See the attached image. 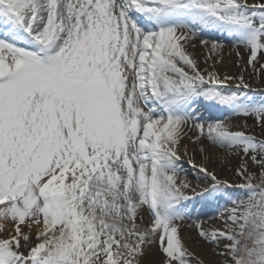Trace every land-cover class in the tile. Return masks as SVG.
I'll use <instances>...</instances> for the list:
<instances>
[{"label":"snow or ice","instance_id":"1","mask_svg":"<svg viewBox=\"0 0 264 264\" xmlns=\"http://www.w3.org/2000/svg\"><path fill=\"white\" fill-rule=\"evenodd\" d=\"M226 43L235 76L215 67ZM249 68L264 82V0H0V264H203L183 232L198 205L222 222L189 225L211 264H264ZM218 153L238 159V182Z\"/></svg>","mask_w":264,"mask_h":264},{"label":"bare ground","instance_id":"2","mask_svg":"<svg viewBox=\"0 0 264 264\" xmlns=\"http://www.w3.org/2000/svg\"><path fill=\"white\" fill-rule=\"evenodd\" d=\"M203 37H202L203 39H207V40L213 39L212 35H205ZM195 44H196V47L195 48H189V51L194 53V55L200 61L199 67L201 69H204L205 67H207L203 63V61L205 59L206 50L200 46L199 39H197L195 41ZM241 52L244 55V60H245L247 57V54L244 53L243 49H241ZM221 57L223 59V64H216L215 65L216 70L219 73H221V75L227 74V75L235 76V75H238L241 73L242 69L237 65L238 57L236 56V51L231 44L226 43L224 46L223 52L219 56H217L216 58L219 59ZM250 72H251V70L248 69V71L244 72L243 74H244L245 78L247 80H249V82L252 84V86L264 84V82H258L255 78L250 77L249 76ZM216 112L217 111L215 109H209L207 111L208 114L207 115L205 114V117L206 118H209V117L212 118L213 116L216 115ZM231 119H232V122L235 123V119L234 118H231ZM193 133L194 132H190L189 136H192ZM185 143L188 146L189 158H190V157H192L193 150L196 149L197 146L196 145L193 146V144H191V142H189V140H186ZM218 155L224 156V159H223V161L216 160L214 162V166H215L217 172L220 173L223 177H225L224 172L227 171L228 165L230 164L231 166H235V165L237 166L239 161L237 158L226 156L224 153H218ZM192 158L196 159L195 163H197V164H200L203 162V158L201 157L199 152H197L196 155ZM210 166H213V165H210ZM200 209H201V207H200ZM214 212H216V210L201 209L197 212H194L191 215L193 222L190 221L191 218H190V220L187 219L184 222L183 232L185 235L186 246L194 254L195 257H199V259L201 261H203V264H211V262L216 260L217 257H214L212 255V246L205 244L203 241L199 240L197 237L196 229L194 227H189V225H192L197 220H203L205 225L206 224L208 225L207 227H210V228L222 227V222L220 220L215 221L214 218H211V217H213L212 214H214ZM145 219L146 220L148 219L147 213H145ZM154 258L159 259L158 254ZM192 264H196L195 259H193Z\"/></svg>","mask_w":264,"mask_h":264},{"label":"rangeland","instance_id":"3","mask_svg":"<svg viewBox=\"0 0 264 264\" xmlns=\"http://www.w3.org/2000/svg\"><path fill=\"white\" fill-rule=\"evenodd\" d=\"M254 2V0H249V3H253ZM204 38V37H203ZM247 60V57H246V59H245V61ZM250 70H251V68H249ZM253 87V89H255V92H254V95H255V98L257 99V101H261V100H264V84H260V85H256V86H252ZM251 94H253V93H250V95ZM201 113L203 114V115H207L208 113L207 112H204V110L203 109H201ZM224 115L225 114H222V113H220V112H216V115L215 116H213L212 118H215V117H220V118H223L224 117ZM232 118H234L235 119V123L236 124H239V125H243V124H245V122L247 123V125L249 126V127H251L252 126V124H253V119L252 118H247V120L245 121V118L244 117H232ZM253 131L259 136V132H260V130H259V128H255V129H253ZM194 134V133H193ZM189 142H191V141H189ZM191 144H193V143H191ZM195 144H193V146H194ZM197 147H198V145H196ZM192 158V157H191ZM189 159V157H185L182 161H181V164H182V167H183V169L186 171V172H188L190 175H189V179H191V180H193V183H195L196 182V180H195V177H196V175H197V172H196V170L195 169H193V168H191V166L187 163V160ZM194 159V158H193ZM196 159H194V161H195ZM236 167V165L235 166H231L230 164L228 165V167H227V171L226 172H224V175H225V177L226 178H228L230 181H237L238 182V178H236L235 176H234V173H233V171L232 170H234V168ZM232 192H234V193H237V194H241V193H243V191L244 190H242V189H239V188H235V189H232L231 190ZM199 209V205L198 206H196V208H195V210L194 211H197ZM193 213V212H192ZM215 215H216V212H214V214H212V216L213 217H215ZM204 218V217H203ZM189 220H190V218H189ZM215 221H219V219H214ZM191 222H193V219L191 218V220H190ZM208 225L206 224L205 225V227H207Z\"/></svg>","mask_w":264,"mask_h":264}]
</instances>
